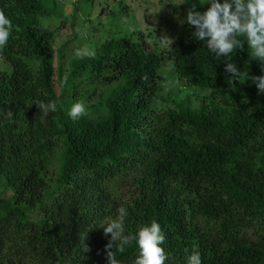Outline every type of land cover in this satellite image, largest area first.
Listing matches in <instances>:
<instances>
[{
  "label": "trees",
  "instance_id": "1",
  "mask_svg": "<svg viewBox=\"0 0 264 264\" xmlns=\"http://www.w3.org/2000/svg\"><path fill=\"white\" fill-rule=\"evenodd\" d=\"M182 1L186 14L193 4L202 12ZM56 3L0 0L13 24L0 50V264H108L103 228L121 206L126 236L160 224L165 264H188L193 252L202 264H264V93L244 75L264 71L246 36L232 53L238 82L186 19L166 54L140 32L74 58L63 77L65 56L56 72L42 28ZM163 60L195 92L155 112ZM81 102L88 114L73 120ZM38 103L56 111L45 116ZM113 251L119 264L140 254L135 240Z\"/></svg>",
  "mask_w": 264,
  "mask_h": 264
},
{
  "label": "rangeland",
  "instance_id": "2",
  "mask_svg": "<svg viewBox=\"0 0 264 264\" xmlns=\"http://www.w3.org/2000/svg\"><path fill=\"white\" fill-rule=\"evenodd\" d=\"M202 12L210 7L209 0H197ZM56 13L42 20V28L49 33L53 41V65L57 72L60 68L59 50L65 60L62 64V76L70 72L69 62L77 58L78 49L94 51L102 43L123 37L146 40L157 54L170 50L174 38L180 33V25L185 21V10L180 9L182 0H56ZM221 3L224 0H220ZM43 31V30H42ZM185 31V30H184ZM160 80L151 99L152 109L161 112L173 108L174 104L188 94L195 92L188 87L173 70L171 62L163 60L158 70ZM55 78H58L56 74ZM55 92L60 87L54 83ZM59 151L50 160V172L57 170ZM119 192L129 191L121 185ZM7 194H9L7 192ZM38 218L39 210L32 213ZM111 221V220H110Z\"/></svg>",
  "mask_w": 264,
  "mask_h": 264
},
{
  "label": "clouds",
  "instance_id": "3",
  "mask_svg": "<svg viewBox=\"0 0 264 264\" xmlns=\"http://www.w3.org/2000/svg\"><path fill=\"white\" fill-rule=\"evenodd\" d=\"M209 3L210 7L203 13L197 11V6L193 4L188 9L186 22L195 27L194 36L204 41L210 52L218 58H225V71L231 74V82H238L242 75L232 60V53L244 47L242 41L237 39L240 35L246 36L248 46L253 50L256 61L261 64L264 71V0H224L223 3L220 0H209ZM12 29V21L6 17L3 10H0V50L7 45ZM76 55L81 58L85 56L94 58L95 52L78 49ZM244 75L256 85L258 94L264 93V75L249 76L248 73ZM65 83H67L66 78ZM36 106L45 116L49 111H56L55 103H38ZM87 114L82 102L74 104L69 111V116L73 120ZM117 211V218L103 228L105 235L111 234L105 246L108 264H119L113 251L114 245L116 252L123 253L125 247L133 240L140 249L134 264H165L167 257L161 245L164 244L166 237L162 233L160 224L152 221L150 226L142 227L136 236H126L124 232L128 211L124 206L119 207ZM86 237L87 235L82 238L85 240ZM84 250L89 251L86 244ZM188 264H202L200 253L193 252L188 258Z\"/></svg>",
  "mask_w": 264,
  "mask_h": 264
}]
</instances>
